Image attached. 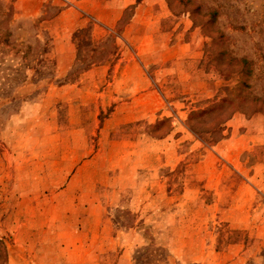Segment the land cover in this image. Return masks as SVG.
<instances>
[{
  "label": "rangeland",
  "instance_id": "374dc122",
  "mask_svg": "<svg viewBox=\"0 0 264 264\" xmlns=\"http://www.w3.org/2000/svg\"><path fill=\"white\" fill-rule=\"evenodd\" d=\"M18 2L0 0V264H264V142H226L264 129V0H137L60 32L66 1ZM242 58L244 111L191 128Z\"/></svg>",
  "mask_w": 264,
  "mask_h": 264
},
{
  "label": "crops",
  "instance_id": "0c3cea01",
  "mask_svg": "<svg viewBox=\"0 0 264 264\" xmlns=\"http://www.w3.org/2000/svg\"><path fill=\"white\" fill-rule=\"evenodd\" d=\"M46 0H19L17 4V16L23 18L36 17L41 13ZM68 6L63 8L50 22L56 26V31H69L77 25L82 17L83 11L93 14L95 19L103 25L113 26L122 16L125 8L137 3V0H64ZM181 45H178L180 47ZM182 47V46H181ZM61 49V50H59ZM57 63L71 64L75 60V45L67 42L58 47ZM244 138V139H243ZM248 138V139H246ZM261 140L264 142V129L251 134H243L238 139L229 138L226 140L227 146L233 149H243L246 143L257 146ZM236 170H234L235 172ZM234 172L229 174H234ZM238 173L245 176L246 173L238 170Z\"/></svg>",
  "mask_w": 264,
  "mask_h": 264
},
{
  "label": "trees",
  "instance_id": "16d2710c",
  "mask_svg": "<svg viewBox=\"0 0 264 264\" xmlns=\"http://www.w3.org/2000/svg\"><path fill=\"white\" fill-rule=\"evenodd\" d=\"M214 19L216 17L215 12H211ZM9 32H4L3 43L9 45ZM222 54H225L227 51L222 49ZM228 54H225V56ZM241 67L236 69L234 72L238 73L239 80L238 84L229 89L228 94L220 99L219 101L210 104L204 109H199L193 111L189 117V126L193 129H197L198 126L194 123L198 117H203L212 113H216L214 127L211 129L212 132H223L224 126L231 119L232 115L237 111H244V101L250 97V92L247 91L251 88L252 84L249 81L252 78L254 68L251 67V63L248 59H240ZM247 89V90H246ZM242 99V101H240ZM257 108V107H256ZM260 109H254L252 113H257ZM222 134L220 135V137Z\"/></svg>",
  "mask_w": 264,
  "mask_h": 264
}]
</instances>
